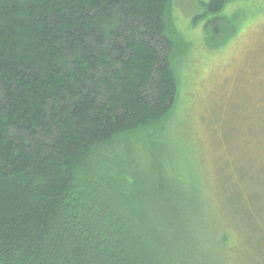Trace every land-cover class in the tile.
Returning a JSON list of instances; mask_svg holds the SVG:
<instances>
[{
    "label": "trees",
    "instance_id": "trees-1",
    "mask_svg": "<svg viewBox=\"0 0 264 264\" xmlns=\"http://www.w3.org/2000/svg\"><path fill=\"white\" fill-rule=\"evenodd\" d=\"M171 1L0 0V264H213L222 252L212 205L180 185L178 156L156 151L179 94ZM231 1H196L205 43L236 31ZM230 205L222 222L262 256L258 224L241 208L229 220Z\"/></svg>",
    "mask_w": 264,
    "mask_h": 264
},
{
    "label": "rangeland",
    "instance_id": "rangeland-1",
    "mask_svg": "<svg viewBox=\"0 0 264 264\" xmlns=\"http://www.w3.org/2000/svg\"><path fill=\"white\" fill-rule=\"evenodd\" d=\"M196 1L172 0L168 7L171 26L181 37L174 52L180 84L168 139L157 143L156 151L165 159L178 156L180 185L212 205L213 243L221 232L227 238L223 248L207 245L213 253L222 250L217 258L214 254L213 264H256L258 258L264 264V0L228 3L225 14H233L237 29L218 46L205 43L203 19L193 21L199 14ZM164 177L175 184L170 174ZM228 204L229 220L236 221L241 208L258 224L262 256L222 222ZM251 208L258 209L257 216Z\"/></svg>",
    "mask_w": 264,
    "mask_h": 264
}]
</instances>
